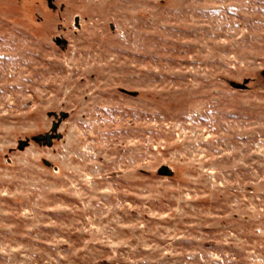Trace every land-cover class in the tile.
<instances>
[{
  "label": "rangeland",
  "instance_id": "rangeland-1",
  "mask_svg": "<svg viewBox=\"0 0 264 264\" xmlns=\"http://www.w3.org/2000/svg\"><path fill=\"white\" fill-rule=\"evenodd\" d=\"M0 264H264V0H0Z\"/></svg>",
  "mask_w": 264,
  "mask_h": 264
},
{
  "label": "water",
  "instance_id": "water-1",
  "mask_svg": "<svg viewBox=\"0 0 264 264\" xmlns=\"http://www.w3.org/2000/svg\"><path fill=\"white\" fill-rule=\"evenodd\" d=\"M52 114H53V116H56V113H52ZM60 117H62V118L66 117V113L65 112H61L60 113ZM59 123H60V119H58L57 121H54L52 123L50 132L45 134V143H46V145H50L51 140L54 137H60V135H55V133H54L57 130V127H58ZM27 143H28L27 140L19 141L18 149H23L27 145Z\"/></svg>",
  "mask_w": 264,
  "mask_h": 264
}]
</instances>
